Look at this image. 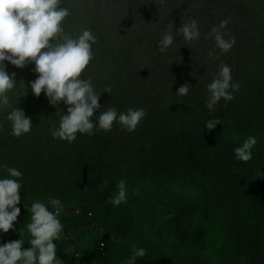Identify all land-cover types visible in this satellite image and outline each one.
Here are the masks:
<instances>
[{
    "label": "trees",
    "instance_id": "trees-1",
    "mask_svg": "<svg viewBox=\"0 0 264 264\" xmlns=\"http://www.w3.org/2000/svg\"><path fill=\"white\" fill-rule=\"evenodd\" d=\"M229 8L240 19L235 13L239 6ZM165 58L156 44L149 50L150 66L162 70ZM187 58L180 62L191 63ZM109 59H101L100 66ZM112 63L109 72H105L106 67L99 72L103 88H94L100 93L102 107L92 120L95 122L108 107L126 112L127 104L145 109L147 115L133 132L114 122L111 131L77 133L72 143L51 136V130L59 124L57 112L66 113L68 106L63 102L52 106L43 92L39 97L32 94L30 82L38 75L33 71L34 64L11 67L22 89L20 95L10 94L9 99L31 118L33 127L30 133L14 137L11 122L7 117L0 119V179L7 178L4 165L22 173L21 201L17 205L20 215L13 229L0 233V245L22 238L23 247L28 248L26 224L31 214L27 209L39 200L52 211L48 197H53L63 205V231L54 241L56 256L63 264H128L133 246L146 250L135 264H182L191 258L202 263L213 255L210 245L214 242L209 236L221 229L242 231L239 234L243 239L231 253L235 262L264 264V78L259 87L253 84L250 73L248 80H241L235 71L233 82L240 87L234 99H221L210 111L205 106L207 85L220 65H215L214 71L210 65H200L192 74L201 80L185 75L179 78L183 71L179 70V76L173 72L168 78L169 89L177 92L187 83L188 94L169 104L164 93L158 91L154 99L163 97L165 101L160 107L140 98L143 90L134 95L141 83L131 81V73L114 79L113 71L119 67L115 58ZM257 65H264V59ZM105 88H111V92L104 93ZM213 119L220 124L210 131L205 125ZM250 135L256 137L257 144L251 150L252 159L241 162L235 159L234 149ZM191 159L208 176L202 183L204 191L202 185L187 183L184 171L192 165ZM121 179L126 181L127 202L114 207L109 198L116 194ZM75 206L81 207V215L70 209ZM92 222L103 228V234L95 232ZM221 238L215 243L221 244ZM101 241H105V255L98 248ZM71 249H78L81 258H75ZM248 250L252 253L249 261L241 257L248 255Z\"/></svg>",
    "mask_w": 264,
    "mask_h": 264
},
{
    "label": "clouds",
    "instance_id": "clouds-1",
    "mask_svg": "<svg viewBox=\"0 0 264 264\" xmlns=\"http://www.w3.org/2000/svg\"><path fill=\"white\" fill-rule=\"evenodd\" d=\"M60 4L61 0H0V105L8 104V93L16 87V74H9L4 62L7 61L16 68L34 64L33 71L38 75L30 82L32 94L39 97L43 92L52 106L61 102L68 106L66 113L57 112L59 124L51 130L54 139L72 143L77 139V133L92 135L94 130L108 132L114 122H118L123 130L135 131L147 115L143 108H128L126 112L118 113L115 107H108L100 112L95 122L92 120L102 107L99 103L100 93L95 90L91 80L82 79L81 74L94 58L92 45L97 42V37L90 29H82L75 38L65 34L63 22L71 13ZM228 23L227 19L221 20L208 32V37L214 38L215 48L220 50V54H227L236 42L234 36L224 38L222 29L226 28ZM172 29L173 25L170 24L159 40L158 50L162 54L173 44L175 34ZM175 33L182 36L186 42L197 41L200 37L198 22L195 19L183 22ZM208 55L210 58L219 59L215 49L209 51ZM231 73V67L221 61L216 77L207 85L209 97L205 106L210 111L214 110L221 99L226 102L234 99L233 93L239 90L240 85L233 82ZM189 86L187 83L180 86L176 95H187ZM110 92L111 88L104 89V93ZM7 120L11 122V135L14 137L28 134L32 130L31 118L20 108H13L7 115ZM219 124L218 119H213L207 121L205 127L211 131ZM256 144V137L248 136L234 149L235 159L248 162L252 159L251 150ZM189 162L192 164L186 167L189 171H184V175L189 179L187 183L202 185L204 191L206 188L202 183L208 181V176L201 173L200 166L194 159ZM4 167L7 170V178L0 179V233H7L14 228V222L21 211L17 205L21 201L22 184L19 178L22 173L14 167ZM116 188V194L109 198V203L114 207L127 202L126 181L121 179ZM48 204L51 205L52 211L39 200L31 204L27 209L31 214L30 222L26 224L30 246L25 249L22 238L0 245V264H63L56 256L57 245L54 243L61 238L63 231L60 215L63 205L59 198L53 197H48ZM206 206L209 210L210 204L206 202ZM77 208L81 210L80 213L76 212ZM70 209L75 215L83 213L81 207ZM92 226L95 227L96 233L103 234V228L97 227L94 222ZM241 232L221 229L220 233H212L209 236V241L214 242L210 245L212 257L202 263L194 262L191 258L182 264H244L243 261L235 262L231 254L235 245H239V241L243 239V235L239 234ZM219 238L221 244H216L215 241ZM98 248L100 253L105 255V241H101ZM70 253L77 259L81 258L78 249H71ZM246 254L248 255L241 257H248L249 261L251 250ZM145 255V249L133 246V255L128 264H135L138 257Z\"/></svg>",
    "mask_w": 264,
    "mask_h": 264
},
{
    "label": "rangeland",
    "instance_id": "rangeland-1",
    "mask_svg": "<svg viewBox=\"0 0 264 264\" xmlns=\"http://www.w3.org/2000/svg\"><path fill=\"white\" fill-rule=\"evenodd\" d=\"M60 6L68 8L71 13L63 22L65 34L75 38L82 29H90L97 37V42L92 45L94 58L81 74V78L90 79L97 90L103 88L99 72L104 70L103 67H106L105 72L114 67L112 58H115L119 67H115L112 77L116 79L131 73V81L141 83L134 95H137L138 90H143L145 94L139 97L147 98L160 107L163 106L160 104L163 97L154 99L158 91L164 93L165 101L169 99V104L175 103L178 97L174 89H169L168 78H171L173 72L179 76V70H183L179 78L185 75L201 80L192 73H196L202 64L210 65L211 71H214L215 65L223 61L231 67L232 78L233 73L238 71L239 79L248 80L247 74L250 73L254 79L253 84L262 86L264 65L257 64L259 59H264V53L261 54L264 49V0H142L139 3L137 0H61ZM229 6H239L240 10L235 13L240 19L234 17ZM192 19L198 22L200 37L197 41L186 42L175 31L183 22ZM224 19L229 21L227 27L222 29L224 38L234 36L236 42L227 54H220V50L215 48L214 38L208 37V32ZM170 24L173 25L175 38L165 53L162 71L150 66L149 50L154 44L158 48L159 40ZM259 43H262V47ZM213 49L219 59L209 57L208 53ZM108 56V62L100 66V60ZM185 56H188L187 61L191 63L185 65L186 61L180 62ZM4 64L6 71L13 73V65L7 61ZM15 81L16 87L8 93V97L17 92L21 94L22 86L17 74ZM15 106L10 99L7 105H0V119L4 121Z\"/></svg>",
    "mask_w": 264,
    "mask_h": 264
},
{
    "label": "built area",
    "instance_id": "built-area-1",
    "mask_svg": "<svg viewBox=\"0 0 264 264\" xmlns=\"http://www.w3.org/2000/svg\"><path fill=\"white\" fill-rule=\"evenodd\" d=\"M76 212H77V213H80V212H81V210H80L79 208H77V209H76Z\"/></svg>",
    "mask_w": 264,
    "mask_h": 264
}]
</instances>
